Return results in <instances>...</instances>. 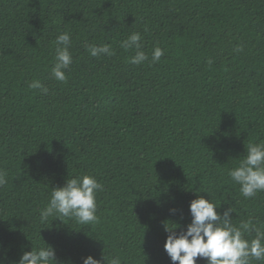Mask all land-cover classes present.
I'll return each instance as SVG.
<instances>
[{
	"label": "trees",
	"instance_id": "16d2710c",
	"mask_svg": "<svg viewBox=\"0 0 264 264\" xmlns=\"http://www.w3.org/2000/svg\"><path fill=\"white\" fill-rule=\"evenodd\" d=\"M63 32L66 82L51 73ZM133 32L140 65L120 47ZM89 44L115 54L93 57ZM36 79L47 93L29 87ZM250 143H264V0H0L2 264L47 245L57 264H173L165 224L186 230L198 195L230 207L237 227L251 221V240L264 191L245 198L228 175ZM85 174L102 185L97 220L41 223L52 188Z\"/></svg>",
	"mask_w": 264,
	"mask_h": 264
},
{
	"label": "clouds",
	"instance_id": "9594fccd",
	"mask_svg": "<svg viewBox=\"0 0 264 264\" xmlns=\"http://www.w3.org/2000/svg\"><path fill=\"white\" fill-rule=\"evenodd\" d=\"M141 34L133 32L120 42V47L129 50L134 49L135 55L130 62L136 65L148 60L147 54L142 50ZM54 66L51 69L55 80L66 82V71L72 64L70 52V34L63 32L55 41ZM86 51L93 57L115 54L109 44H89ZM164 50L156 46L153 49L151 60L158 62ZM32 89H39L47 93V87L38 79L29 85ZM7 173L0 170V187L7 183ZM230 178L238 184L239 191L245 198L254 197L257 192L264 191V143H250L246 148V156L238 165L228 172ZM102 190V185L94 175L85 174L66 180L61 187L52 188L46 205L40 210L41 223L47 222L49 217L74 218L78 223L88 224L97 220L96 194ZM218 206L198 195L190 202L189 210L192 216L186 230L175 231L179 225L165 224L169 235L166 238L164 248L173 264H196L197 258H204L206 264H252V260H264V231L256 230L255 238H244L243 231L251 225L248 221L239 227L231 222V208L222 214L217 211ZM171 211L175 212V209ZM104 264L106 258L103 255ZM56 262L55 250L50 245L46 247L32 248L23 253L18 264H54ZM2 264V261H0ZM83 264H102L101 260L89 255L83 260ZM107 264H121L120 258L113 257L107 260Z\"/></svg>",
	"mask_w": 264,
	"mask_h": 264
}]
</instances>
